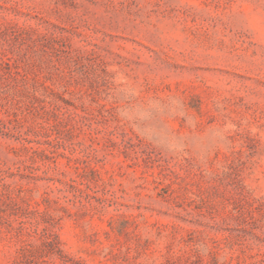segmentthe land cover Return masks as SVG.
<instances>
[{
	"label": "rangeland",
	"instance_id": "obj_1",
	"mask_svg": "<svg viewBox=\"0 0 264 264\" xmlns=\"http://www.w3.org/2000/svg\"><path fill=\"white\" fill-rule=\"evenodd\" d=\"M0 264H264V0H0Z\"/></svg>",
	"mask_w": 264,
	"mask_h": 264
}]
</instances>
